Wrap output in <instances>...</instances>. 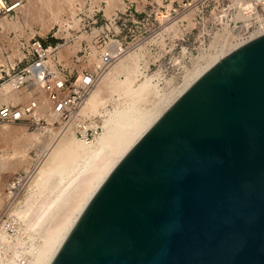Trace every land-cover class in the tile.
<instances>
[{"label": "water", "instance_id": "1", "mask_svg": "<svg viewBox=\"0 0 264 264\" xmlns=\"http://www.w3.org/2000/svg\"><path fill=\"white\" fill-rule=\"evenodd\" d=\"M52 264H264V36L160 119Z\"/></svg>", "mask_w": 264, "mask_h": 264}, {"label": "rangeland", "instance_id": "2", "mask_svg": "<svg viewBox=\"0 0 264 264\" xmlns=\"http://www.w3.org/2000/svg\"><path fill=\"white\" fill-rule=\"evenodd\" d=\"M202 1L203 0H196L193 2L195 8L199 7V9H201L203 5ZM27 3L28 0H24V5ZM36 3V11H38L41 6H39L38 2ZM107 3V0H85V2L75 1L71 7L75 8L77 19L80 20L78 21L79 24L76 23L78 26L75 27L72 20L69 22L70 24L73 23L72 27L65 25V22L70 20V13L72 14V12H68L67 9L64 10L66 14H64L65 12L63 11L64 13H62L61 17H58V20L57 17L54 20L50 18L48 21L44 20L45 23L43 21L34 20L32 18L33 16L29 18L27 17L26 21L21 20L22 13H19L17 10L18 13L16 16L4 18L10 23L19 21L22 30L21 32L14 30H8V32H6L7 30H5L0 34V47L6 43L8 35H14L16 38V36L19 37V34L23 33L20 37L27 39L36 35L37 37H41L47 46L59 47L58 57L64 65L76 68L78 65H84L87 63L93 64L98 57V52L96 51L98 49V39L96 37L100 31L103 30L101 27L106 26L107 20L109 25L110 20L116 14L121 16V13H124L126 8L129 7L127 15H124L122 16V19L117 20L116 24H112V26L109 25L112 30L109 38L118 39L125 45H134L127 54L133 52L138 55L139 69L141 73L139 82L149 80L153 85V90L155 92L152 95L147 108L151 109L152 107L155 109L156 107L163 105L165 100L174 97L184 88L188 77L191 75L190 73H192L198 65H201L204 62L203 60L208 57L207 55L219 52V50H222L226 40H229L230 42V39L233 40L234 38L230 34L223 33V31L217 32L221 27L220 24L216 25V23H213V20L207 16V13H205L203 19H198L196 22L194 20V6L189 5L190 0H114L113 5H115V3L118 4L116 5V8L113 6L111 10H109ZM96 9L100 11V14L97 16L98 19L93 17ZM112 10H114L113 13ZM106 11H108V13H106ZM190 12H193L192 18L188 16ZM61 18L65 22L61 20ZM96 19L98 22L95 24L94 22ZM59 20L61 21L59 22ZM223 23L225 22L223 21ZM217 33L219 34L216 35ZM220 36L222 38H220ZM10 39L11 38H9L8 41H10ZM12 46L15 48L14 44H12ZM96 64L93 65L95 66ZM143 78H145V80ZM20 95L22 96V93H20ZM30 98V94H24L22 97L24 100H22V102L27 103ZM40 101L41 104L42 102H45L46 110L42 113L37 111L40 113L37 114L39 115L37 116V119H44V121L40 123L25 122L21 124L0 122V235L4 233V235H7L13 240L12 244L11 241L8 243L9 246L0 242V257L4 261L3 263H5V261H8L7 263L15 262L16 264L33 263L35 255L37 256L38 251L40 252L43 248L40 245L44 246L43 244H45L44 240H46V233H48L46 230L52 227L51 223L54 224L55 222L53 219L50 221L47 219L48 222L45 220L46 222H42L43 224H41V226L40 224L35 226L36 223L34 229L32 224L36 222V219L34 220L32 217H24V219L13 214L18 207L24 205L26 202L27 204L31 203L30 207L32 209L38 207L42 203V200H45L51 190L54 189L53 186L57 187L58 184H55L58 181L59 183H62L63 181L60 180V178L62 179L63 177V172L57 169L55 173L53 172L54 175L51 173L52 177L50 174L48 175L52 180L46 177L50 183L47 182L48 185L44 183V185L46 184L47 186L45 185L46 187H42L43 183H40L41 180L39 181L38 176L36 177L37 170L39 169L38 158H40L39 155L41 153L39 152V147L47 142L46 146H48V148L51 145L48 149L50 154L52 151L51 148L61 140L60 138L63 137L66 131L70 128L74 129V135L78 140L82 139V141L86 140L88 142H93L95 138L103 132L102 129L93 140H90L85 137V132L84 136L80 138L79 135H77L75 127L67 128L64 131L62 130V126H59L56 116L52 114L53 112L50 104L43 99H40ZM157 101L161 104L159 102L157 103ZM108 108L111 110V105L108 106ZM96 118L98 119L96 122L99 124L103 120L101 116H97ZM10 127L11 131L8 130ZM94 127L96 126H92V128ZM3 128L5 129V132L7 130L10 134L7 132V134H4ZM13 129L16 131H13ZM43 129L49 132L45 134L46 131L44 132ZM13 132L14 134H11ZM36 132L44 134H41L42 141H40L39 144L38 142L33 141V138L37 135ZM49 136L50 138H48ZM56 140L59 141L57 142ZM30 144H32L31 147ZM33 147L37 148L34 149ZM16 154L19 155L17 156ZM7 158H9V160ZM5 163L6 167L4 166ZM34 177L38 180H35ZM17 179L20 181H15ZM32 182H37V185H32ZM53 182H55V184ZM15 183H18L16 189L10 190L9 188H11V184ZM38 183H40L41 186L38 185ZM34 187L37 190L34 192L38 194L35 193L33 195L30 193L32 192V188L34 190ZM38 187H41L44 190L41 189L39 191ZM27 198L29 199V203ZM59 205L60 206H58L57 209L60 207V210L62 211L64 206L62 203ZM31 219L34 220L33 223L29 222Z\"/></svg>", "mask_w": 264, "mask_h": 264}, {"label": "bare ground", "instance_id": "3", "mask_svg": "<svg viewBox=\"0 0 264 264\" xmlns=\"http://www.w3.org/2000/svg\"><path fill=\"white\" fill-rule=\"evenodd\" d=\"M20 1L21 4L19 8L16 9V12L18 10L19 13L20 12L22 13L21 20L26 21L27 17L29 18L32 16L34 20L43 21L44 23L45 21H48V19L50 18L54 20L57 17L58 20V17H61L62 13L65 12L64 10L67 9L68 12L70 11L72 12V14L70 13L71 15L70 20H67L66 22L62 18L61 20H63L66 23L65 25L71 27L73 26L72 22H74V27H75L78 26L77 25L79 24L78 21H80L79 19H77V13H75V8L74 7L72 8L71 5L75 1L85 2V0H28V3L24 5V0H20ZM107 1H108L107 5L109 10H111L113 6L114 8H116V5L118 3L117 4L115 3V5H113L114 0H107ZM36 2H38L39 6H41V8L38 11H36L37 10ZM113 11L114 10H112V13ZM106 13H108V11H106ZM64 14H66V12ZM188 16L192 18L193 12H190ZM5 19L6 18L0 19V34H2L5 30H7L6 32H8V30L21 32L22 27L19 21L10 23ZM57 20L55 21L58 22ZM61 20H59V22ZM71 20H72L71 22L72 24L69 23ZM21 34L23 35V33ZM21 34L19 35L22 36ZM221 36L220 38H222ZM256 38L257 36H253L250 38V40ZM239 40L240 38H236V37H234L233 40L230 39V42L229 40H226L225 44L222 47V50H219V52H216L215 54H211V55H207L208 54L207 53L206 55L208 57L203 60L204 62L201 65H198L197 68H195L193 72L190 73L191 75L188 77L184 88L174 97H171L169 99L166 98L167 100H165V103L162 102L163 105L161 106H158L159 104L156 105L158 107H156L155 109L152 107L151 109L147 108L148 103L150 102V99L155 92L153 90L154 87L149 80H145V78H143L145 81L139 82L141 73L139 69L138 55L136 53L131 52L130 54L125 55L123 58L121 57L122 59L120 58L106 72V74L104 75L98 86L96 87V89L87 99V103L81 110L82 115L88 116L89 118L92 119L91 120L92 122L90 124L91 127L101 125L103 129V132L100 135H98L93 142L91 141L88 142L86 140L82 141V139L78 140V138L75 137L74 129L70 128V127H75L76 132H78L75 121L65 124L64 122L56 118L57 121L59 122V126H62V130L65 131V129L67 128L70 129H68L66 133L63 135V137L60 138L61 139L60 141L56 140L57 142L58 141L59 142L54 147L51 148L52 151L50 152V154L48 149L51 147V145L48 148V146H46L47 142L46 144H43L40 147L35 143L39 147V152H41L39 155L40 158H38L39 169L37 170L36 168L38 172L37 174L35 172V174L36 177L38 176L39 181L41 180L40 183H43L42 187L43 186L46 187L48 185L47 182L50 183V181L47 179V178L50 179L48 175L50 174L51 176L52 175L51 173L53 172L55 173L57 169L63 172L64 179L63 177L62 179L60 178V180H63L62 183H59L58 181L55 184L56 181L53 182L55 185L58 184V186L56 187L52 185L54 189H52L51 192L49 191L50 193L48 197L46 199L44 198L45 200H42V203L38 207H34L32 209L30 207L31 203L27 204L26 202L25 203L26 205L24 204L25 206L22 205L18 207L13 213L15 216L21 218L32 217V219L34 220L36 219L35 223H33L34 220L32 219H31L32 222L31 220L29 221L30 223H33L32 224L33 228L36 223L37 224L35 226H38L39 224L41 226V224H43L42 222L44 223L46 221L48 222L47 219H49V221L52 219L55 221L54 224L51 223L52 227L49 228L50 230L46 228L48 229L46 230V232L48 233H46L47 234L46 240H44L45 244H43L44 242L41 243L44 246L40 245L43 248L40 250V252L38 251L37 256L35 255L34 262L33 263L31 262V264H52L54 262L55 258L57 257L58 253L66 243L67 239L71 235L72 231L74 230L78 222L80 221L84 212L86 211V209L88 208V206L90 205V203L92 202L98 191H100L104 183L110 177V175L122 163V161L127 157V155L136 147V145L160 121V119L202 77H204L208 72H210L220 61H222L223 59H225L226 57H228L229 55H231L232 53H234L236 50H238L240 47L243 46L245 42ZM115 44L116 43L111 42L106 49L112 48L113 46H115ZM23 96L24 94H22L21 96L20 92L19 93L12 92L9 86H5L0 92V100L5 102H8L9 100H14L15 102H20V101L22 102V100H24L22 99ZM159 101H157V103ZM110 105L112 107L111 110L108 108V106ZM45 110H46L45 102L44 103L42 102V104L40 103L38 112L42 113ZM38 112L37 114H40ZM37 114L36 116H39ZM97 116H101L103 118L100 124L97 123L96 121H93V119H95ZM8 130L11 131V127ZM14 130L15 129H13V131ZM45 131H46L45 134L49 132L47 130H44V132ZM6 132L9 133L7 130ZM6 132L4 129L3 133L7 134ZM84 132H82L83 136H84ZM11 134H14V132ZM41 134L42 133L38 132L37 135L33 138L34 139L33 141H36L39 144V142L42 141ZM85 137L87 139H90L86 136V132H85ZM48 138H50V136ZM32 144H30V147ZM7 159L9 160V158ZM5 165L6 163L4 164V166ZM36 177H34L35 180H38ZM18 180L19 179L15 181ZM50 180H52V178ZM40 183H38V185H40ZM44 183H46L47 185L45 184L46 185L45 186ZM17 184L16 183L11 184V188L9 189L10 190L16 189ZM34 184L37 185V182L33 183L32 185ZM43 188L38 187L39 191L41 189L44 190ZM35 190H36L35 187L34 190L32 188L33 193L32 192L30 193L34 195L36 193L34 192ZM27 201L29 203V199ZM60 203H62L64 206L62 211L60 210V207L59 209H57L58 206H60L59 205ZM10 241L12 244L13 240H11V238H9L7 235H4V233L0 235L1 243H4L7 246H9L8 243ZM3 262L4 261L0 257V264H16L14 261H13L14 263H7L8 261L7 262L5 261V263Z\"/></svg>", "mask_w": 264, "mask_h": 264}, {"label": "built area", "instance_id": "4", "mask_svg": "<svg viewBox=\"0 0 264 264\" xmlns=\"http://www.w3.org/2000/svg\"><path fill=\"white\" fill-rule=\"evenodd\" d=\"M196 0H190V6ZM202 8L193 7L194 20L203 19L205 13L213 23L220 24L217 32L223 31L240 38L246 45L253 40L251 37L264 36V0H203ZM21 4L20 0H0V19L14 17ZM129 7L124 13L116 14L109 25L116 24L117 20L127 15ZM99 10H95L94 18L98 19ZM94 22L95 24L98 22ZM223 21L225 23H223ZM107 24L100 31L97 40L98 57L93 62L71 68L64 65L58 57V46H47L41 37L36 35L30 38L8 35L6 43L0 47V92L5 86L14 93L30 94L27 103L8 102L0 100V122L25 123L42 122L37 119L40 99L46 100L56 118L65 124L76 122L77 135L94 139L102 127H90L91 118L81 114L87 99L96 89L106 72L134 45H125L118 39H110L111 27ZM105 28V29H104ZM217 33L216 35H218ZM211 36V35H209ZM10 41H8V39ZM256 38V39H257ZM116 43L108 48L110 43ZM12 44L15 45L13 48ZM44 97V98H43ZM98 120L93 119V121Z\"/></svg>", "mask_w": 264, "mask_h": 264}]
</instances>
